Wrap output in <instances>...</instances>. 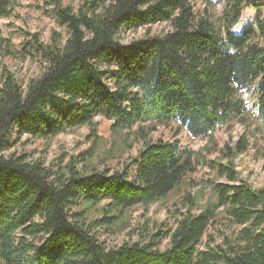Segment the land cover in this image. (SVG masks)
<instances>
[{
    "label": "trees",
    "instance_id": "16d2710c",
    "mask_svg": "<svg viewBox=\"0 0 264 264\" xmlns=\"http://www.w3.org/2000/svg\"><path fill=\"white\" fill-rule=\"evenodd\" d=\"M196 1L79 0L74 9L48 0L67 37L54 31L45 44L21 30L17 46L0 34V264H264V189L241 179L234 164L250 138L222 148L214 138L246 120L245 90L256 93L264 125V19L235 34L253 0H227L219 19L211 0L197 15ZM14 13L11 0H0V19ZM155 25L164 33L151 34ZM143 29L145 37L121 43L123 33ZM6 59L35 61L40 75L22 85ZM100 117L112 122L110 139L98 135ZM171 122L206 139L204 150L154 142ZM83 128L92 146L63 154L55 168L41 158L6 156L25 137L43 141L45 156L59 136ZM138 145L122 170L110 168ZM201 166L217 178L204 182L211 195L204 206L203 191L192 193L202 184L190 179ZM179 191L167 232L146 230L142 240L116 247L100 241L132 238V211H149Z\"/></svg>",
    "mask_w": 264,
    "mask_h": 264
},
{
    "label": "rangeland",
    "instance_id": "374dc122",
    "mask_svg": "<svg viewBox=\"0 0 264 264\" xmlns=\"http://www.w3.org/2000/svg\"><path fill=\"white\" fill-rule=\"evenodd\" d=\"M15 13L10 19H0V34L12 41L17 46H20L24 40L18 31L38 33L41 40L45 44H49L51 36L54 31L64 34L67 37L65 30L60 28L55 19L46 9V1L48 0H11ZM65 6L71 8H78L79 0H62ZM212 5L209 9L215 15L216 19H219L223 15L227 0H211ZM207 6L206 0H197L195 3V12L197 15H201ZM264 19V0H253L252 3L246 7L242 14V18L239 24L233 29L235 34L243 33L249 27H255L258 20ZM165 27L162 25H155L151 27L149 32L154 35L163 34ZM147 29L140 30L138 32H125L121 35V43L125 46L132 43L134 40H138L147 35ZM4 64L12 71L18 82L22 85L37 76L40 75V68L35 61L19 62L10 59H6ZM239 97L245 102V121L234 122L230 128H224L217 130L214 134V138L217 141L219 148H222L225 144L230 143L234 145L243 134H247L250 138L249 150L238 156L234 160L237 171L240 174V178L247 181L255 189H264V125L257 117L254 111V105L257 102V95L253 89L245 90L239 93ZM100 123L99 137L102 139H110L112 122L102 117L97 118ZM89 131L87 128L80 129L74 133L63 134L59 136L53 143L49 152L43 156L42 152L45 150L43 141H31L28 137H25L19 143L15 142L14 147L6 152V156H10L12 153L27 155L29 160L38 159L45 163L48 168H55L57 161L63 154L74 156L79 152L86 151L92 146V142L87 141ZM16 139L14 138L13 141ZM154 142H178L183 149H191L194 152H201L207 146L208 141L206 139H193L186 129L181 128L178 123L171 122L167 125L160 126L158 131L152 135ZM141 146H136L130 153L124 156L119 161L110 162L108 165L112 169L122 170L125 165L128 164L129 159L136 158L138 156ZM220 157L219 153L213 154L208 157V160H214ZM135 168L130 170L131 177L135 176ZM191 180L200 182L201 187L192 190V193L201 190L200 195H205L203 201L200 202L201 206H204L207 199L211 197L210 191L204 188V182L206 180H217L215 174L211 173L207 167H199L198 171L190 176ZM189 181V180H188ZM223 182V180H218ZM180 191L178 194L170 196L169 200L165 203H158L145 211L142 208H137L132 211V226L136 228V234L131 238L127 234H122L116 238L107 239L104 236H100V241L107 247L120 246L126 241H139L146 236V230H150L149 234H157L161 230L167 232L169 229L175 226V212L179 207H175V203L181 198ZM185 210H183L184 212ZM194 213H198V210H193ZM150 221L148 229H145V224ZM169 245L168 238H163L160 243V249L165 250ZM203 245V244H201Z\"/></svg>",
    "mask_w": 264,
    "mask_h": 264
}]
</instances>
